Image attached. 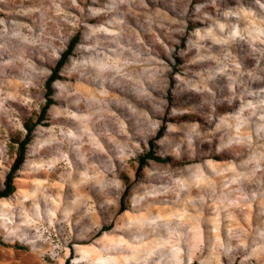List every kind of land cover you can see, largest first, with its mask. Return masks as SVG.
Instances as JSON below:
<instances>
[{"label": "rangeland", "instance_id": "obj_1", "mask_svg": "<svg viewBox=\"0 0 264 264\" xmlns=\"http://www.w3.org/2000/svg\"><path fill=\"white\" fill-rule=\"evenodd\" d=\"M77 34L0 201V264H136L113 239L135 248V210L184 198L178 262L139 264H264V0H0V189ZM151 141L178 165L139 171ZM187 178H220L210 213Z\"/></svg>", "mask_w": 264, "mask_h": 264}, {"label": "bare ground", "instance_id": "obj_2", "mask_svg": "<svg viewBox=\"0 0 264 264\" xmlns=\"http://www.w3.org/2000/svg\"><path fill=\"white\" fill-rule=\"evenodd\" d=\"M93 168H92V172L94 174L96 171ZM82 179L87 181L89 178L86 176L85 178H82ZM96 180L98 182L99 177L96 178ZM209 181L207 179H202L200 182H194L192 180L190 181L187 178L184 182V188L186 187L187 190L184 191L186 188L184 190L183 189L181 190V191H184L183 195L185 197L189 195L195 196L196 192L200 191L201 195L204 196V199L203 198L201 199L200 197L201 199L200 209L202 208L203 210L201 211L203 212L204 211L209 212L211 210L209 201H210L212 192L213 190H217V189L219 190L220 188V178H218L214 184H212L213 181L212 183L210 182L212 185L209 183ZM89 182L90 181H87V183ZM180 207L184 209L188 208L189 210H193V211L195 210V206L192 203H190L188 199H185V198L182 199L181 204H179V201H177L176 203L172 202L168 207L166 206L165 207L164 206L154 207L153 205H150V206L141 205V208H139L141 210L136 209L135 212L137 213V215H134L131 218L133 220L137 219L139 223L133 224L132 227H130V229L128 228L129 230L125 232L127 236V240L129 242L136 243V247L131 248L127 246L125 244L126 242L122 241L121 239L117 237L113 240L115 242L116 241L119 242L120 244L124 243V246H123L124 248H120V251L129 253L130 257L129 258L127 257V258L132 259L133 261H136L137 262L136 264H139L142 262H151L155 258L156 259L162 258L165 260L166 258L168 259L169 257H172L174 261L178 262L180 255H182L180 254L181 251L179 252V247H182V245L184 246L187 240L189 239V237L193 236V233H190V231L197 230L196 223L189 221L188 217H185L182 220L175 219V216L180 215V213H177V209H179ZM196 207L199 208V205ZM209 223L211 222L209 221ZM174 226L176 227L180 226L179 237L177 236V233L173 229ZM129 245H131V243ZM191 245L192 244L190 243V246ZM189 252L191 253L192 251H189ZM119 261H121L122 264H127L125 263L126 261H124V259L122 258H120Z\"/></svg>", "mask_w": 264, "mask_h": 264}, {"label": "trees", "instance_id": "obj_3", "mask_svg": "<svg viewBox=\"0 0 264 264\" xmlns=\"http://www.w3.org/2000/svg\"><path fill=\"white\" fill-rule=\"evenodd\" d=\"M80 41V34H77L70 42L67 50L62 54L60 60L57 62L55 69L53 70L51 76L48 78L45 89V105L41 109L40 116L35 123H25L24 129L26 132L25 138L21 142H15V145H18L16 159L13 163V165L10 168L9 173L7 174L5 178V182L3 185V188L0 189V201L6 200L11 198L16 192H17V186H16V180H17V174L21 171L25 160H26V153H27V147L30 145L31 141L34 138V133L36 129L39 126H44L47 122V116L50 111V109L56 105V102L53 99L54 96V84L60 79L58 74L60 71L66 66L68 60L70 57H72L74 50L78 46ZM139 162V168L138 170L141 171L145 166H147L150 162H155L159 164H168L177 166L178 163L175 162L172 158H162L157 155L155 150V144L153 141L149 142V151L141 156L138 160ZM123 209V208H122ZM7 248H14V249H22L21 247L17 245L12 246H5Z\"/></svg>", "mask_w": 264, "mask_h": 264}]
</instances>
